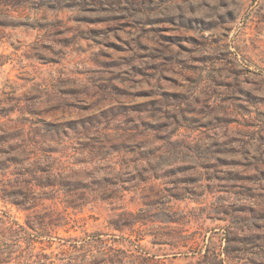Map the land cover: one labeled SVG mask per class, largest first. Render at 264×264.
I'll list each match as a JSON object with an SVG mask.
<instances>
[{"label":"rangeland","instance_id":"1","mask_svg":"<svg viewBox=\"0 0 264 264\" xmlns=\"http://www.w3.org/2000/svg\"><path fill=\"white\" fill-rule=\"evenodd\" d=\"M0 264H264V0H0Z\"/></svg>","mask_w":264,"mask_h":264}]
</instances>
